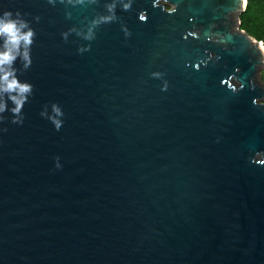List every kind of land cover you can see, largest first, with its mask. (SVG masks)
Here are the masks:
<instances>
[{
	"label": "water",
	"instance_id": "obj_1",
	"mask_svg": "<svg viewBox=\"0 0 264 264\" xmlns=\"http://www.w3.org/2000/svg\"><path fill=\"white\" fill-rule=\"evenodd\" d=\"M247 4L0 0L35 32L0 113V264H264Z\"/></svg>",
	"mask_w": 264,
	"mask_h": 264
},
{
	"label": "clouds",
	"instance_id": "obj_2",
	"mask_svg": "<svg viewBox=\"0 0 264 264\" xmlns=\"http://www.w3.org/2000/svg\"><path fill=\"white\" fill-rule=\"evenodd\" d=\"M129 6L130 4H125V8ZM175 7L169 3L167 10L175 11ZM142 18H146V14L142 13ZM103 19H111V17H103ZM34 35L35 32L28 26L27 21L13 18L12 13L7 10L0 13V40H2V44H0V113H3L7 108L6 100L3 97L5 92L9 93L10 98L15 102L16 106L12 111L19 113L27 99L25 94L31 91L32 85L21 82L12 65L17 56H22L26 61L25 66L31 63L30 46ZM57 126L59 127V121Z\"/></svg>",
	"mask_w": 264,
	"mask_h": 264
},
{
	"label": "trees",
	"instance_id": "obj_3",
	"mask_svg": "<svg viewBox=\"0 0 264 264\" xmlns=\"http://www.w3.org/2000/svg\"><path fill=\"white\" fill-rule=\"evenodd\" d=\"M241 23L242 29L264 42V0H248L247 8L241 14Z\"/></svg>",
	"mask_w": 264,
	"mask_h": 264
},
{
	"label": "rangeland",
	"instance_id": "obj_4",
	"mask_svg": "<svg viewBox=\"0 0 264 264\" xmlns=\"http://www.w3.org/2000/svg\"><path fill=\"white\" fill-rule=\"evenodd\" d=\"M242 24V23H241ZM245 30V29H244ZM256 38V37H255ZM257 39V38H256ZM263 42V41H262ZM264 43V42H263ZM261 80L264 82V78H263V75H264V66L261 68L260 72L258 73Z\"/></svg>",
	"mask_w": 264,
	"mask_h": 264
},
{
	"label": "snow or ice",
	"instance_id": "obj_5",
	"mask_svg": "<svg viewBox=\"0 0 264 264\" xmlns=\"http://www.w3.org/2000/svg\"><path fill=\"white\" fill-rule=\"evenodd\" d=\"M142 19H146V18H142Z\"/></svg>",
	"mask_w": 264,
	"mask_h": 264
},
{
	"label": "flooded vegetation",
	"instance_id": "obj_6",
	"mask_svg": "<svg viewBox=\"0 0 264 264\" xmlns=\"http://www.w3.org/2000/svg\"><path fill=\"white\" fill-rule=\"evenodd\" d=\"M241 28V27H240ZM242 29V28H241Z\"/></svg>",
	"mask_w": 264,
	"mask_h": 264
}]
</instances>
